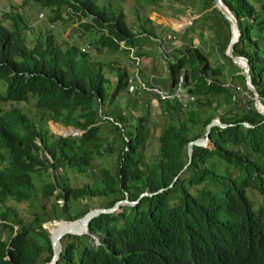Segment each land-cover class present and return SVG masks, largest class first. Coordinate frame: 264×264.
I'll return each instance as SVG.
<instances>
[{"label": "trees", "instance_id": "trees-1", "mask_svg": "<svg viewBox=\"0 0 264 264\" xmlns=\"http://www.w3.org/2000/svg\"><path fill=\"white\" fill-rule=\"evenodd\" d=\"M30 1L46 12L50 23L67 21L64 14L71 22L92 18L73 31L93 29L87 45L98 52L127 53L120 42L130 47L139 45L142 34L145 39L159 36L146 27L139 33L121 10L99 6L97 0ZM149 1L158 5L163 0ZM223 2L242 32L234 54L248 59L252 84L264 105V0ZM214 6L215 0H202L196 15L207 13L197 20L200 32H167L183 45L167 64L171 86L166 89H172L183 72L194 100L185 107L158 102L163 128L155 158L146 155L151 125L157 124L148 104L154 97L126 94L125 67L98 61L77 43L62 47L53 30L40 33L30 47L21 15H16L13 30L0 16V81L8 83L0 100L35 101L42 111L38 125L18 106L0 110V229L8 232L6 239L0 236V264L50 263L55 250L44 224L47 228L57 220H84L91 207L75 211L84 200L99 199L98 207L108 208L124 198L138 200L145 192L154 195L93 219L90 235L63 237L58 264H264V206L256 208L248 196L249 188L264 196V115L243 77L242 86L250 95L244 103L236 77L224 64L236 66L226 55L232 32L219 10H210ZM206 31L212 35V51L199 47L190 35L200 34L204 41ZM217 118L228 128L213 127L211 146H193L191 163L182 171L188 143L205 138ZM50 119L84 134H52ZM98 157L104 162L96 180ZM67 173L90 182L72 185ZM38 182L43 183L40 190ZM38 195L53 197L54 208L45 217L43 205L28 221L6 206L9 200L30 202ZM59 200L65 204L60 206Z\"/></svg>", "mask_w": 264, "mask_h": 264}, {"label": "rangeland", "instance_id": "rangeland-1", "mask_svg": "<svg viewBox=\"0 0 264 264\" xmlns=\"http://www.w3.org/2000/svg\"><path fill=\"white\" fill-rule=\"evenodd\" d=\"M97 3L99 6L103 7H110L111 9L115 11L121 10L123 14L125 15L126 22L128 25L133 28L134 30L138 29L139 27H146L150 22L156 20L157 23L161 24H167L170 23L171 27L177 29L182 28L183 29H193L194 31L200 32L202 30V27L198 25L197 20L204 15L207 12H204L200 15H196L198 13H201L202 8V0H163L161 3L157 4H151L149 0H97ZM21 15V18L23 20V24L27 26V29L24 30V34L26 35V41L27 44L30 47H33L35 44L36 36H38L40 33L45 31L53 30L54 34L57 37V43L61 45L62 47L68 48L69 45L77 43L79 47H84L88 44L89 37L92 33L93 29L85 30L81 32H74V29H80V23L83 22H90L92 21V18L88 17L89 20H81L79 21L78 17L74 18V22H71L69 19L68 14H64L65 20L67 21H61L58 23H50L47 22V15L45 11L39 10L38 7L34 6V3L30 0H0V16L2 18V21L4 25L9 28L10 30H13L16 28L14 24H16L15 18L16 15ZM7 15L11 16L12 18L7 17ZM83 19V18H82ZM180 22V23H179ZM154 24V23H152ZM55 26V28H53ZM160 28V26H157ZM181 29L180 32L183 31ZM159 33H164V31H158ZM72 35H74L73 39L74 42H72ZM158 35V34H157ZM191 36L195 37V40L197 45L201 47L202 49L206 51H212V41L210 37H212L211 33L209 31H206L205 37L206 40L200 39V34L197 36L195 34H190ZM187 36V35H186ZM99 37V34L97 35V39ZM151 44H153L151 42ZM155 44V43H154ZM91 50V49H90ZM89 50V51H90ZM91 55L96 58L98 61H101L103 63L112 62L115 66H122L127 69H129L130 59L126 53H118L114 54L106 49L98 52L96 50H91ZM224 64H226L229 68V70L234 74V79L236 81L237 87L241 88V92L243 93L242 96L244 97V103L247 105L250 101V95L245 91V89L242 86L243 77L245 78L243 71L236 65L235 68L230 62L224 61ZM107 68V67H106ZM108 70V68H107ZM111 80H114L112 77H110ZM8 83L4 80L0 81V95H4L7 92ZM149 107L151 109L152 119L156 120V125H151V132H150V139H149V148L146 153L147 157L155 158L158 149H159V136L162 132L163 128V120L161 118V106L160 103L157 101L151 100L149 103ZM14 106L20 107L30 118L32 121H34L36 124H40L42 115V111L38 109L35 106V101H30L27 103H14V102H4L0 100V110L7 111L13 108ZM154 113V114H153ZM135 114H138L135 112ZM50 115H47L46 118H50ZM54 124L56 127H54ZM55 122L54 120L50 119L47 120V128L50 130L52 134L61 136V135H69L72 133L73 127H69V129H65L67 127H64V125ZM64 127V128H63ZM81 131V130H80ZM83 132V131H82ZM61 134V135H59ZM84 134V132H83ZM82 134V135H83ZM81 136V135H78ZM77 135H72V137H78ZM0 153H4V150L0 148ZM106 160L105 162L112 166L114 164L113 160L110 157L108 153H105ZM46 155V154H45ZM47 159L52 161V158L50 156H47ZM8 158V157H6ZM104 160L101 159V157L97 158V162L99 167H96V170L93 171L94 177L98 178V172L102 169ZM66 178H69V182L72 185H83L85 183H89L90 181L86 178H82L76 173H67L64 174ZM43 183H37V187L40 190V187ZM248 196L251 199V201L254 203V206L256 208H260L261 206H264V196L261 195L257 190L248 189ZM101 200L99 199H93V200H84L83 202H78L77 208H75V211H81L85 206L89 205L91 209L98 208L99 203ZM57 203L60 204V206H63L65 202L63 200H59ZM41 205L45 207V212L41 213V216L45 217L48 213V211H52L54 208V201L52 198H40V195H38V198L32 199L30 202H21L18 203L15 200H9L6 204V206L10 208H15L18 210L19 215L23 218L28 220H31L35 216V212L41 211ZM127 205V203H124L121 205L122 207ZM120 212V211H119ZM61 223L63 221H60ZM59 221L54 222H48L51 223L50 226L45 227L44 230L52 231V233L55 234V228L57 223H60ZM17 230L20 229V226L16 227ZM90 235V234H89ZM0 236L3 239H6L8 236V232L0 229Z\"/></svg>", "mask_w": 264, "mask_h": 264}, {"label": "water", "instance_id": "water-1", "mask_svg": "<svg viewBox=\"0 0 264 264\" xmlns=\"http://www.w3.org/2000/svg\"><path fill=\"white\" fill-rule=\"evenodd\" d=\"M215 8L218 9L219 12L223 15L224 19H226L230 23V27H231L232 36H231V40H230V43L228 45V48L226 50V55L233 61L234 64H236L243 71L248 89L253 93L256 109L258 110V112H260L262 115H264V105L262 104V101L260 99L259 92L256 90V88L252 84L249 61L246 57H241V56H237L234 54L235 46L237 43L240 42V39L242 36V32H241L240 27L238 25V21H237L236 17L234 16L233 12L229 9V7L226 5V3L223 2V0H215V6L210 10H213ZM181 29H183V27L180 29H174V30L177 32H180ZM213 127L226 129V128H228V125H224L219 118L214 119L211 122V124H209L207 127L205 138L189 142L188 146H187L188 162L182 171H184L186 169V167L191 163L192 154H193V152H192L193 146L204 147V148L211 146L210 132H211V129ZM245 127L251 128L249 124H245ZM74 130H75V133H73V134H69V135L59 134V135L67 138V137H71L72 135L78 136V135L83 134L82 131H80L76 128H74ZM160 192H163V190H161ZM153 195H154L153 193L145 192L144 194L141 195V197L138 200H135V201H131V200H128L127 198H124L123 200L117 201L111 207H108V208L98 207V208L91 209L87 213V215L85 216L88 219L87 230L83 234L74 235V236L89 235L90 234V222L93 219L102 215V213H117V212L123 210V207L121 205H123L124 203H127V205H134V204L138 203L142 197L153 196ZM62 220H64V219H62ZM43 226H42V228L45 229V227H43ZM48 233H50V232H48ZM66 235H72V233H70V232L63 233L60 236H58L57 240L58 241L62 240L63 237H65ZM93 239H95V241L98 245L101 244L99 237L94 236ZM50 240H51L52 249L54 252L56 242L53 240L51 233H50ZM62 251H63V246L61 249V253H62ZM59 261H60V258L58 259L55 256H53L51 262L47 263V264H58Z\"/></svg>", "mask_w": 264, "mask_h": 264}, {"label": "built area", "instance_id": "built-area-1", "mask_svg": "<svg viewBox=\"0 0 264 264\" xmlns=\"http://www.w3.org/2000/svg\"><path fill=\"white\" fill-rule=\"evenodd\" d=\"M159 52L168 60L172 52L181 44L175 41V37L168 34L163 39L158 40ZM120 48L129 51V57L132 60L133 71L127 80V93L131 96L148 93L154 96L157 102L168 103L176 102L180 106L185 107L193 102L194 98L188 94L187 88L184 86V75L181 72L177 79V84L172 89H164L154 83H149L142 78V58L138 55V48H126L124 43L119 44ZM87 49L82 48L83 51ZM172 62V61H171Z\"/></svg>", "mask_w": 264, "mask_h": 264}, {"label": "crops", "instance_id": "crops-1", "mask_svg": "<svg viewBox=\"0 0 264 264\" xmlns=\"http://www.w3.org/2000/svg\"><path fill=\"white\" fill-rule=\"evenodd\" d=\"M149 22L150 23L146 26V28L158 34V39L159 37L161 39V37H163L162 35H164L165 33L167 34L169 30L175 31L174 28L171 27L170 23H168V25L161 24L157 23L156 20H151ZM157 26H160V28H158ZM136 31L141 33L142 27H139L138 29H136ZM158 31H164V33L162 34ZM140 37H144V39L139 41V45H135V47L138 48L139 54L141 55L143 61L142 78L145 81L159 85L162 88H170L171 82L169 81L167 72L168 60L159 52V44H156V39H153V37H151V39L150 37L149 39H145V34L140 35ZM176 40L179 41L178 39ZM151 42L153 44H151ZM126 54L128 55V53ZM127 70L128 73L132 72L131 64H129V69Z\"/></svg>", "mask_w": 264, "mask_h": 264}, {"label": "bare ground", "instance_id": "bare-ground-1", "mask_svg": "<svg viewBox=\"0 0 264 264\" xmlns=\"http://www.w3.org/2000/svg\"><path fill=\"white\" fill-rule=\"evenodd\" d=\"M177 29H180V28H177ZM69 130H72L71 134L75 133L74 129H69ZM58 221L60 222V220H57V221H54V223H56ZM61 221H63V222L57 223V225H56V228L54 230L55 234L52 233V231H48L51 233L53 240L56 242L55 255L54 256L58 259L60 258V253H61V249H62L61 240L60 241L57 240L58 236H60L63 233H66V232H70V233H72V235L83 234L87 230L88 219L86 217L84 220L76 221V222H68L66 220H61Z\"/></svg>", "mask_w": 264, "mask_h": 264}, {"label": "clouds", "instance_id": "clouds-1", "mask_svg": "<svg viewBox=\"0 0 264 264\" xmlns=\"http://www.w3.org/2000/svg\"><path fill=\"white\" fill-rule=\"evenodd\" d=\"M89 20L88 18H83L82 19V21L83 20ZM83 23V22H82ZM85 23H88V22H85ZM53 28H55V26H53ZM175 29V28H174ZM175 32H177V31H175ZM177 33H179V32H177ZM169 33H165L164 35H162L163 37L164 36H166V35H168ZM163 37H161V39H163ZM150 39H151V37H150ZM161 39H156L155 40V42H156V44H158V40H161ZM175 41L176 42H178V43H180L181 45L179 46V47H177L175 50H177V49H179L182 45H183V42H180V41H177L176 39H175ZM121 43H124V46L126 47V48H131V47H135V46H130V47H128V46H126L125 45V42H120L119 44H121ZM118 44V45H119ZM87 46V49L85 50V51H87V50H89L90 48H88V45H86ZM86 46H84V47H81V50H82V48H85ZM119 47H120V45H119ZM121 49V48H120ZM122 49H125V48H122ZM125 50H127V49H125ZM83 51V50H82ZM127 53H128V57H129V51L127 50ZM138 55L141 57V55L139 54V51H138ZM142 58V57H141ZM169 59H168V62H171L172 61V59H173V52H172V54L168 57ZM129 59H130V64L132 65V60H131V58L129 57ZM142 65H143V61H142ZM132 71H133V65H132ZM132 73V72H131ZM131 73H129V75H128V78L130 77V75H131ZM128 78H127V80H128ZM157 86H159V85H157ZM127 87H128V84H127ZM162 88V87H161ZM165 89V88H164ZM126 94L127 95H129V96H131L130 94H128L127 93V88H126ZM148 94V93H147ZM142 95V94H141ZM141 95H134V96H131V97H135V98H139V97H141ZM150 95V94H149ZM154 97V96H153ZM153 100L154 101H156L155 100V98H153ZM140 101H142L143 102V100L142 99H140ZM154 114V113H153Z\"/></svg>", "mask_w": 264, "mask_h": 264}]
</instances>
